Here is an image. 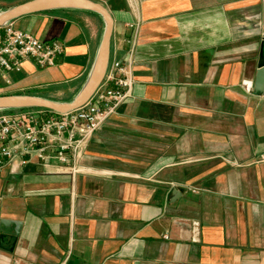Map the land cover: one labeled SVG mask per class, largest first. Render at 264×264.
Returning a JSON list of instances; mask_svg holds the SVG:
<instances>
[{
  "label": "crops",
  "instance_id": "obj_1",
  "mask_svg": "<svg viewBox=\"0 0 264 264\" xmlns=\"http://www.w3.org/2000/svg\"><path fill=\"white\" fill-rule=\"evenodd\" d=\"M23 1L0 0V11ZM96 1L113 19L110 59L131 64V97L75 170L36 159L0 170V220L20 225L12 236L0 223V264H264V92L252 89L264 0ZM12 22L63 52L53 66L26 59L0 72V95L72 97L100 16Z\"/></svg>",
  "mask_w": 264,
  "mask_h": 264
},
{
  "label": "built area",
  "instance_id": "obj_2",
  "mask_svg": "<svg viewBox=\"0 0 264 264\" xmlns=\"http://www.w3.org/2000/svg\"><path fill=\"white\" fill-rule=\"evenodd\" d=\"M63 52L62 44L53 39L40 41L13 22L0 26V72L19 69L32 60L38 67L53 66ZM133 76L128 61L110 59L105 75L81 107L65 113L42 108L0 113V170L16 161L19 166L36 159L75 163L86 143L117 107L131 97ZM264 160V152L260 154ZM167 238V235H164Z\"/></svg>",
  "mask_w": 264,
  "mask_h": 264
},
{
  "label": "water",
  "instance_id": "obj_3",
  "mask_svg": "<svg viewBox=\"0 0 264 264\" xmlns=\"http://www.w3.org/2000/svg\"><path fill=\"white\" fill-rule=\"evenodd\" d=\"M57 9L86 10L97 14L102 20L103 29L99 44L84 82L77 92L69 100L65 101L33 94L0 95V112L42 108L56 113H65L84 105L101 83L110 60V43L113 28L112 16L101 2L96 0H25L0 11V26L24 15ZM262 45L263 43L261 44L258 57V69L252 84V89L255 93L264 92V53ZM0 223L3 227L13 224L14 229L10 235H18L19 222L2 219ZM4 234V229L0 227V238Z\"/></svg>",
  "mask_w": 264,
  "mask_h": 264
},
{
  "label": "rangeland",
  "instance_id": "obj_4",
  "mask_svg": "<svg viewBox=\"0 0 264 264\" xmlns=\"http://www.w3.org/2000/svg\"><path fill=\"white\" fill-rule=\"evenodd\" d=\"M70 97V95H68V93H63V91L59 92V94L56 96V98L59 100V101H63L64 99H68Z\"/></svg>",
  "mask_w": 264,
  "mask_h": 264
},
{
  "label": "trees",
  "instance_id": "obj_5",
  "mask_svg": "<svg viewBox=\"0 0 264 264\" xmlns=\"http://www.w3.org/2000/svg\"><path fill=\"white\" fill-rule=\"evenodd\" d=\"M78 89V88H77ZM77 89L75 90V92L77 91ZM74 92V93H75ZM71 97H69L68 98V100L70 99ZM21 110H23V109H21ZM16 110H5V111H2V112H0V113H13V112H15Z\"/></svg>",
  "mask_w": 264,
  "mask_h": 264
}]
</instances>
